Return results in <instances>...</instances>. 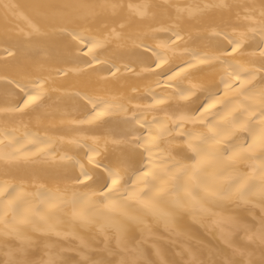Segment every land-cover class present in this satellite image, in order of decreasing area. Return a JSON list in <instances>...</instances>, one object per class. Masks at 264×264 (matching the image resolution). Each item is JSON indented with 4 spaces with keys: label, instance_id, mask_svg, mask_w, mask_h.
I'll return each instance as SVG.
<instances>
[{
    "label": "bare ground",
    "instance_id": "1",
    "mask_svg": "<svg viewBox=\"0 0 264 264\" xmlns=\"http://www.w3.org/2000/svg\"><path fill=\"white\" fill-rule=\"evenodd\" d=\"M262 91L264 0H0V264H264Z\"/></svg>",
    "mask_w": 264,
    "mask_h": 264
},
{
    "label": "snow or ice",
    "instance_id": "2",
    "mask_svg": "<svg viewBox=\"0 0 264 264\" xmlns=\"http://www.w3.org/2000/svg\"><path fill=\"white\" fill-rule=\"evenodd\" d=\"M91 51V49H89ZM232 51H236L235 48L232 49ZM252 79H255V77H251ZM249 81H245V83H248ZM262 97V103H264V91L261 92ZM41 97L39 95H28V98L24 101V107H27L29 104L35 103L38 101ZM214 105L209 104L207 107L211 108ZM205 111H207V108H205ZM99 115V113H98ZM254 121H259L258 129H251L249 128L248 124L241 125L243 131L248 132L250 135L253 136L254 145L258 146L261 150H264V106L261 107L258 113L254 112L252 114V120L249 121V123H253ZM212 129L210 128V131ZM258 131V135H257ZM208 138L202 139L200 141L199 145H193L191 142H189V148L192 150L193 153L196 154L197 157L205 155V151L202 148V145L206 142ZM211 139H215V137H211ZM253 145L249 146V150ZM191 159V157H189ZM85 179H90L87 173H83ZM109 179L111 180V184H105V187L108 189V194H111V192L121 184L122 177L117 172L109 171L108 173ZM0 194H3V190H0ZM8 195H11L9 193ZM9 204L12 205V202L9 201ZM10 210L15 214L19 209L18 206L12 205Z\"/></svg>",
    "mask_w": 264,
    "mask_h": 264
}]
</instances>
